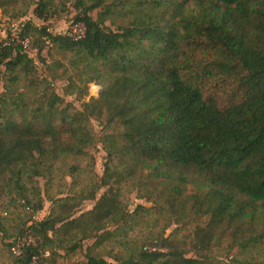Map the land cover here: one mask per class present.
<instances>
[{"label": "trees", "instance_id": "1", "mask_svg": "<svg viewBox=\"0 0 264 264\" xmlns=\"http://www.w3.org/2000/svg\"><path fill=\"white\" fill-rule=\"evenodd\" d=\"M53 1L37 0L32 14L51 19ZM17 2L0 0V9ZM71 7L72 24L83 27L77 39L35 26L26 10L7 20L22 22L16 40L9 32L10 42L0 43V195L25 199L27 182L83 155L91 120L102 126L106 163L78 202L55 200L46 218L20 230L39 243H24L16 263L39 261L54 244L71 259L89 240L82 264H219L211 253L224 241L254 254L264 245V0H72ZM45 47L69 56L63 94L80 110L48 88L30 108L18 91L21 81L36 84L26 50L39 55ZM132 193L144 205L130 211L124 195ZM84 201L93 207L74 217Z\"/></svg>", "mask_w": 264, "mask_h": 264}, {"label": "rangeland", "instance_id": "2", "mask_svg": "<svg viewBox=\"0 0 264 264\" xmlns=\"http://www.w3.org/2000/svg\"><path fill=\"white\" fill-rule=\"evenodd\" d=\"M37 0H18L14 5L7 7V12L0 9V37H5L10 32L14 36L16 27L12 26L22 22L8 23L9 15L27 11L25 20L31 21L35 26H47L48 32L51 34H67L69 36L82 35L83 27L79 24H72V18L75 14L72 6V0H54L53 5L55 13L51 19L46 22H41L33 14L34 2ZM95 18V12L92 13ZM16 20V19H15ZM115 24L120 22V19L115 21ZM108 25V22H106ZM12 26V27H11ZM114 29V25L111 27ZM29 57L32 58L35 72L34 79L36 84L30 88L27 87L25 81L19 82L18 91L23 92L27 96V101L30 108L37 106L39 97L53 91L56 95L63 98L64 103L73 104L80 110V102H76L73 96L63 94L66 86V76L69 73V56L64 55L56 50V48L45 47L39 55L36 50H26ZM45 61V63L42 62ZM68 72V73H67ZM5 77L3 69L0 67V94L3 92V84ZM99 86L94 83L89 84V95L96 96V90ZM88 101V98H85ZM91 132L93 136L92 146L84 149V153L78 157H68L54 164L51 172L43 177H34L30 182H27L25 199L21 196H16L15 193L0 195V264H17L16 259L19 258L22 252L24 243L38 246V240L29 235L24 234L19 237L20 230H25L32 222H39L46 218L52 209L53 201L63 198H76L79 201V192L85 191L93 183H97L98 179L103 174L104 164L106 163V153L104 152L99 139L103 134L102 126L94 120L90 122ZM71 167L74 172H71ZM103 192L100 189L96 193L98 198ZM124 202L128 210L133 211L137 205H144L142 200H139L134 193L124 195ZM41 204L38 211H33L36 204ZM94 205V201H84L74 211V217L81 213L90 210ZM170 230L166 232L168 234ZM142 232H135L133 237L138 240ZM50 238V236H49ZM92 244V240L83 243L82 253L76 254L71 259L65 256V253L54 244L49 246L45 251L40 252L39 261L35 260L31 264H82L84 262L83 253L85 248ZM116 252V249L114 250ZM253 252V251H252ZM245 255L239 254L235 248H229L228 241H224L219 247L214 248L211 255L219 262V264H236L231 260L246 259L250 264H264V245L259 247L254 254ZM105 254V251H101ZM52 254H54L52 256ZM192 255V254H189ZM105 259L107 257L104 256Z\"/></svg>", "mask_w": 264, "mask_h": 264}, {"label": "built area", "instance_id": "3", "mask_svg": "<svg viewBox=\"0 0 264 264\" xmlns=\"http://www.w3.org/2000/svg\"><path fill=\"white\" fill-rule=\"evenodd\" d=\"M21 23V22H20ZM20 23H18L17 24V26L15 25V24H12V26H15L16 27V29L15 30H17L18 29V31H19V29H20ZM11 26V27H12ZM17 31V32H18ZM17 32H16V34L14 35V36H11V39H13V40H16L17 38ZM83 33V32H82ZM82 35H78V36H73L75 39H77V38H80ZM7 41H9L10 42V40H8L7 39V36H5V37H0V43H2L3 45H7L8 44V42ZM22 46H23V49H25L26 47H27V45H28V43H27V41H21V43H20ZM98 88V87H97ZM98 92H99V88H98V90H96V96L98 95ZM95 97V96H94Z\"/></svg>", "mask_w": 264, "mask_h": 264}]
</instances>
